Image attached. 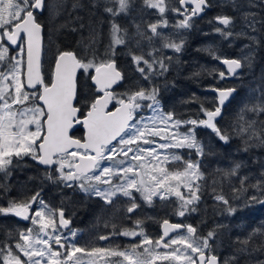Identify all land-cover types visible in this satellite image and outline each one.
I'll list each match as a JSON object with an SVG mask.
<instances>
[{
  "label": "snow or ice",
  "instance_id": "obj_1",
  "mask_svg": "<svg viewBox=\"0 0 264 264\" xmlns=\"http://www.w3.org/2000/svg\"><path fill=\"white\" fill-rule=\"evenodd\" d=\"M119 7H105V12L117 16L129 7V0H117ZM145 4L158 9L161 16L168 10L165 0H144ZM179 7L173 6L171 11L183 19L178 20L176 27H191V19L204 12L209 6L208 0H178ZM46 0H0V64L7 63L6 70H0V172L10 175V168L17 160L31 157L38 164L47 168L55 167L56 177L65 187L79 189L87 195L103 200L105 205H113L116 198L123 196L131 202L127 212L132 213L139 205L135 202L134 192L149 204L153 197L161 200L170 194L180 201L176 214L183 217L189 207L200 200L203 179L198 161L184 158L176 153H159L160 149H194L197 156L204 154V147L197 139L195 128L203 126L211 129L224 142L230 139L229 134L217 126V118L222 114L225 101L235 92L234 88L213 89L218 93V101L213 107L200 105V113L195 118L177 119L175 112L161 110L159 89L141 87L139 90L117 94L114 85L124 79L114 58L116 46L127 45L133 37L122 32L118 24H111V56L106 59L82 60L73 51H59L55 56L51 81L46 82L41 64V31L42 24L36 12L44 11ZM95 6V4H94ZM249 8L260 7L264 11V0H247ZM53 7H57L53 5ZM80 7L78 2L72 8ZM79 19V17H77ZM218 25L215 31L225 38L232 35L226 32L232 23L227 15L215 18ZM244 19L248 26L256 31V24L264 22V16L257 20V13L246 12ZM159 23L149 25L153 36H160ZM167 26V21H163ZM83 27V25H81ZM75 30V29H73ZM137 36L144 33L137 29ZM242 35V33H241ZM149 40L152 37H147ZM251 39L255 40V37ZM7 41L5 44L4 41ZM23 42V43H21ZM93 43L95 37H93ZM26 44V61L23 58ZM139 46V41H136ZM11 46L19 47L16 56H10ZM183 44L167 41L163 47L175 52L181 51ZM159 49L145 54H135L129 49V55L137 72L144 80L150 81L153 75H163L168 71L165 59L154 55ZM218 58V57H217ZM251 63V57H245ZM227 65V74L235 76L237 70L244 66L240 59H223ZM143 65V66H141ZM158 66V67H157ZM82 70L85 78H90L94 92L87 98V112L80 118L81 109L74 103L78 91L77 72ZM223 79L225 72L219 73ZM259 95L255 103H245L241 109L237 125L233 128L236 135L244 138V150L251 147H264V121L245 119V113L256 116L264 114V85L258 89ZM148 103H144V102ZM115 103L114 110L109 105ZM148 108L153 114L150 117H138V112ZM83 125L84 135L74 137L70 130L74 125ZM184 125H191L186 133L179 132ZM175 129L176 131H171ZM159 137L165 143L157 144L153 138ZM246 137V138H245ZM156 144L157 147H144ZM15 158V159H14ZM183 164V168H172V164ZM240 164L230 171L223 172L224 177L235 176ZM48 179H53L48 176ZM247 177L241 179V189L234 192L247 191ZM105 185L106 187H101ZM250 187L256 190L249 196V202L264 204V173ZM8 191L0 184V193ZM187 192V195H185ZM214 199L221 202L228 215L236 209L223 194H215ZM58 213V220H57ZM0 214L12 215L23 221H30L32 227L19 230V239L15 245H0V264H81L82 256L87 253L93 264H221L212 244L216 236L211 230L207 236H199L197 228L191 224L171 223L168 219L161 224L162 234L151 238L134 229H125L119 235L140 236L139 244L130 249L116 247H92L90 250L78 246L74 240L76 231L68 230L70 220L65 218L63 208L53 209L37 191L22 200L11 199L7 206H0ZM141 221H136L139 228ZM115 227V225L113 226ZM186 230V231H185ZM261 232L254 229L243 240L240 253H249V245ZM109 236L101 235L99 240H107ZM137 249H143L142 252ZM251 251H264V244L252 248ZM121 257L114 261L110 258ZM235 255L228 257L223 264H233ZM258 264H264L259 261Z\"/></svg>",
  "mask_w": 264,
  "mask_h": 264
},
{
  "label": "trees",
  "instance_id": "obj_2",
  "mask_svg": "<svg viewBox=\"0 0 264 264\" xmlns=\"http://www.w3.org/2000/svg\"><path fill=\"white\" fill-rule=\"evenodd\" d=\"M74 2H78L80 7L73 9ZM165 2L168 10L163 16L156 13V9L148 7L144 0H129V7L125 12L112 16L104 9L118 8L117 0H46L44 11L36 14L43 26V76L50 83L55 56L59 51H73L82 60L110 57L111 24L115 22L122 32L133 37L127 45L116 46L112 57L124 76L114 89L117 94L136 91L141 87H156L159 89L158 99L162 110L174 111L177 119L186 120L195 118L197 114L203 117L199 111L201 103L205 107L214 106L216 99L208 88L234 87L235 93L216 121L217 126L226 131L230 139L227 142L221 141L211 129L200 126L195 128V134L204 147V154L197 156L194 149L188 148L179 151L184 160L198 161L199 170L203 174V179L197 181L201 185L200 200L189 206L194 207L195 211H188L183 217L178 216L176 212L180 201L169 197L154 201L151 206L153 212L148 215L144 216L142 210H139L138 220L154 237L159 232L160 221L164 219L184 225L191 224L202 237L215 230L216 236L209 243L221 264L233 255L236 257L233 264H258L259 261H264V251L253 252L251 249L264 244V204L249 202L247 198L257 194L250 185L255 184L264 173V147L255 146L245 151L244 138L236 135L233 128L237 125L243 105L255 103L259 95L258 89L264 85V22L257 23V30L253 31L244 19L246 12H255L257 20H261L264 11L259 6L249 8L247 0H208L209 6L205 8L203 15L191 19V27L178 28L177 22L183 17L173 15L171 11L173 6L179 7L178 0ZM218 15L232 18L231 25L225 29L232 33L228 38L215 31L216 27H224L215 22L214 18ZM164 20L167 21L166 27L163 26ZM153 23H159L160 36H153L151 33L149 25ZM138 27L144 33L143 37L136 35ZM136 41H139V46ZM167 41L182 42L181 51L177 53L163 47ZM129 49L135 54H145L148 59L151 57L147 53L159 49L154 55L159 58L171 57V60L165 59L168 71L163 75H153L150 81L144 80L132 63ZM12 51H9L10 56ZM223 57H233L244 62L239 73L231 79L226 75L222 79L219 75L221 71L225 72L219 62ZM245 57H251L250 64L245 61ZM77 78L76 106L81 109L82 114L87 109V98L94 92V87L83 72L80 71ZM244 117L264 121V114L256 116L245 113ZM72 135L77 137V130ZM236 164H240V168L235 176L222 175ZM170 167L182 168L183 164H172ZM10 173L5 175L0 172V184L8 189L6 193H0V206H7L11 199L22 200L41 191L43 199L53 209L63 208L65 217L74 221L75 227L82 230L80 233L90 235L91 242L87 249L96 247L99 228L104 227V224L108 227L115 225L110 228L109 233L120 230L118 215L110 212L116 207L117 201L121 202L120 198L109 206L77 188L65 187L56 179L54 167L43 169L28 156L17 160L11 166ZM48 176L53 179H48ZM245 177L247 191L234 192L233 189H241V179ZM215 194H223L236 209L235 213L228 215L224 212L225 206L214 199ZM28 227L32 225L15 216L0 214V245L10 243L14 246L19 239V230ZM254 229H260L261 232L249 245L251 254L238 252L242 247L237 243L238 238L245 239ZM130 246L131 244L120 243L118 248L130 249ZM137 251L142 252L143 249Z\"/></svg>",
  "mask_w": 264,
  "mask_h": 264
},
{
  "label": "flooded vegetation",
  "instance_id": "obj_3",
  "mask_svg": "<svg viewBox=\"0 0 264 264\" xmlns=\"http://www.w3.org/2000/svg\"><path fill=\"white\" fill-rule=\"evenodd\" d=\"M5 44H7V43L5 42ZM18 48L19 47H16L15 49H11L10 48V50H16ZM114 106H115V103L113 102L112 105H111V108H113ZM86 111H87V109L82 114L81 113L79 114L80 118L84 116ZM75 130H77V137H82L83 136V129H82L81 124L77 125ZM74 188H76V187H74ZM118 198L121 199V202H118L117 200H115V201H117L116 202V207L112 208V210L110 211V212L118 215L117 219H119V220L118 221L116 220L117 222L121 221V223L119 224L120 230L118 232H115V233H119V232H121V231H123L125 229H134L136 231H139L142 228L144 233L147 234L149 237H151L153 239L158 238L161 235V233H160L161 221L159 223V232H158V234L155 237L148 231V229L144 225L141 224L139 228L136 225V221H139L138 220L139 216H140L139 212H138L139 210H142V213H143L144 216L153 212V208L151 207L153 202H154L153 200H152L153 202L151 204H149L144 199L139 200L137 197H135V202L139 205V207L136 208L132 213H128L127 212V207L130 206L131 202L128 200V198H125L123 196H119ZM118 198H116V199H118ZM98 199H100V198H98ZM157 200H160V199H157ZM101 201H103V200H101ZM58 218H59V216H58V213H57V220H58ZM69 220H70V224H69L68 230H72V231H76L77 232V235L75 237L74 242L78 246L89 248L88 244L91 242L90 235H85V234L82 235L80 233L82 230L81 229H77L75 227V223H74L73 220H71V219H69ZM23 222H25L27 224H30V221H23ZM112 227L113 226H109L108 227L107 225L104 224V227L99 228V233L97 234L98 238L96 239V247H104V248L115 247L116 248V247L119 246L120 243L131 244V245L139 244V242H140L139 236L129 237V236H123V235H119V234H115V233H109L108 231H110V228H112ZM101 229H103V230H101ZM101 235H107V236H109V239H107V240H99V236H101ZM126 264H127V262H126Z\"/></svg>",
  "mask_w": 264,
  "mask_h": 264
},
{
  "label": "rangeland",
  "instance_id": "obj_4",
  "mask_svg": "<svg viewBox=\"0 0 264 264\" xmlns=\"http://www.w3.org/2000/svg\"><path fill=\"white\" fill-rule=\"evenodd\" d=\"M156 13H158L159 14V11H158V9H156ZM172 14L173 15H177L175 12H173L172 11ZM19 52V48L18 49H16V50H13L12 51V54H11V56H16L17 55V53ZM23 58H24V55H23ZM7 67H8V65H7V63H4V64H0V70H6L7 69ZM81 72H83L82 70H80ZM145 104L146 103H148L147 101L146 102H144ZM161 104V103H160ZM161 110H162V107H161ZM163 112H165L164 110H162ZM152 112L148 109V108H143V109H141L139 112H138V117L139 116H142V117H145V118H147V117H150V116H152ZM202 118H204V117H202ZM192 126L191 125H184V126H182V127H180L179 128V132H181V133H186L187 131H188V129L189 128H191ZM171 131H176L175 129H172ZM153 139H155L156 141H157V144H159V143H165V141L164 140H161L159 137H155V138H153ZM144 147H157V145L156 144H153V145H144ZM184 149V148H183ZM181 149H176V148H169V149H160V148H158L157 147V151L159 152V153H176V154H179V151H180ZM183 168V167H182ZM54 169H55V167H54ZM57 176H58V174H57ZM101 187H106L105 185H101ZM77 189H79V187H76ZM80 190V189H79ZM81 191V190H80ZM185 195H187V192H185ZM134 197H137L139 200H142L143 198L140 196V193H138V192H134ZM169 197H175V198H177L176 196H175V194H170L169 195ZM157 199H160L158 196L157 197H153V201H155V200H157ZM178 199V198H177ZM152 201V202H153ZM30 225H31V223H30ZM68 231L69 230H65V234L67 235L68 234ZM140 231V230H139ZM186 231V230H185ZM139 239H141V237L139 236ZM115 248V247H114ZM90 250V249H89ZM78 255H81L82 256V261H81V264H93V260H92V258H90L88 255H87V253H83V254H78ZM110 259H112V260H114V261H120V260H122V258L121 257H112V258H110ZM96 264H100V262L99 261H96ZM124 264H126V262H124ZM157 264H162V262H160V261H158L157 262ZM164 264V263H163Z\"/></svg>",
  "mask_w": 264,
  "mask_h": 264
},
{
  "label": "water",
  "instance_id": "obj_5",
  "mask_svg": "<svg viewBox=\"0 0 264 264\" xmlns=\"http://www.w3.org/2000/svg\"><path fill=\"white\" fill-rule=\"evenodd\" d=\"M40 13H41L40 11H37V12H36V14H40ZM203 13H204V12H203ZM203 13H201V14L198 15L197 17H201V16L203 15ZM214 20H215V19H214ZM215 22H216V21H215ZM5 42L7 43L6 40H5ZM22 43H23V42H22ZM16 47H17V46H11L10 48H11V49H15ZM24 47H25V52H24L23 55H24V60L26 61V44L24 45ZM42 52H43V27H42V31H41V60H42ZM223 59H236V58H233V57H223V58H221L220 61H219L220 64H221V66L223 67L225 73H226V77H227L228 79H231V78H233L234 76L227 74V65H225V64L222 63V60H223ZM54 65H55V61H54V64H53V68H54ZM53 68H52V70H53ZM239 71H240V69L237 70V74L239 73ZM79 72H80V70H78V72H77V77H78ZM51 75H52V73H51ZM50 81H51V79H50ZM90 81H91V80H90ZM121 82H122V81H121ZM121 82H119L117 85H114V86H113L114 89H115V88H116ZM91 84H92V82H91ZM92 86L94 87V85H92ZM228 88H234V87H210V88H208V91L214 94L215 99H216V102H217V101H218V93H217L216 91H213V89H228ZM234 89H235V88H234ZM235 91H236V89H235ZM234 93H235V92H233V93L231 94V96H232ZM231 96L229 97L228 100L225 101V104L223 105V107L228 103V101L230 100ZM73 103L76 105V98L74 99ZM111 105H112V104L109 105L110 110H114L115 107H116V105H115L113 108H111ZM222 109H223V108H222ZM86 112H87V111H86ZM86 112H85V114H86ZM82 118H83V117H81V119H82ZM76 126H77V125H74L73 128L70 130V134H71V135H72V132L75 130ZM81 126H82V129H83V135H84V128H83V125L81 124ZM36 163H37V161H36ZM37 165H38L39 167L43 168V169L47 168L46 166H44V165H40V164H38V163H37ZM164 220H165V219H164ZM169 221H170V220H169ZM162 222H163V220L161 221V224H162ZM170 222H171V223H179V222H173V221H170ZM161 224H160V233L162 234ZM180 224H182V223H180Z\"/></svg>",
  "mask_w": 264,
  "mask_h": 264
}]
</instances>
